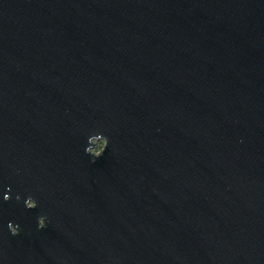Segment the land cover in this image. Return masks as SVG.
Masks as SVG:
<instances>
[{"label": "water", "instance_id": "1", "mask_svg": "<svg viewBox=\"0 0 264 264\" xmlns=\"http://www.w3.org/2000/svg\"><path fill=\"white\" fill-rule=\"evenodd\" d=\"M0 264H264V0H0Z\"/></svg>", "mask_w": 264, "mask_h": 264}, {"label": "clouds", "instance_id": "2", "mask_svg": "<svg viewBox=\"0 0 264 264\" xmlns=\"http://www.w3.org/2000/svg\"><path fill=\"white\" fill-rule=\"evenodd\" d=\"M108 147H109V140L106 139V142L101 144L99 146L98 150H96V151H89V146H88L86 148V154L89 155L90 157H92V162L95 163V161L98 158H100L101 156L104 155V153L108 149ZM10 199H11V197L8 196V195L4 196V200L5 201H10ZM16 199H17V201H19L21 198H20V196H17ZM29 204H32L33 206L29 207L28 206ZM25 207L27 209H29V210L35 209L37 207L36 200L33 199L32 197H28L26 199V201H25ZM37 222H38V229H40V230L45 229L48 226V224H49L47 216H43V215L38 217V221ZM10 224H13V223H9L8 224V228H9ZM9 230H10L11 234L14 235V236L21 235V231H20V229H19V227L17 225H15V227L9 228Z\"/></svg>", "mask_w": 264, "mask_h": 264}, {"label": "rangeland", "instance_id": "3", "mask_svg": "<svg viewBox=\"0 0 264 264\" xmlns=\"http://www.w3.org/2000/svg\"><path fill=\"white\" fill-rule=\"evenodd\" d=\"M94 142L96 143V146L91 149L92 151L98 150L99 146L105 143L106 141L104 139H95Z\"/></svg>", "mask_w": 264, "mask_h": 264}]
</instances>
